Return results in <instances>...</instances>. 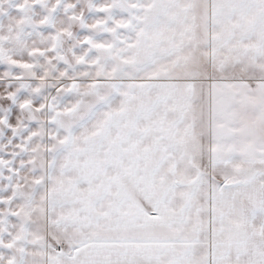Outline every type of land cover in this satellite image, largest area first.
Listing matches in <instances>:
<instances>
[{
    "label": "snow or ice",
    "instance_id": "1",
    "mask_svg": "<svg viewBox=\"0 0 264 264\" xmlns=\"http://www.w3.org/2000/svg\"><path fill=\"white\" fill-rule=\"evenodd\" d=\"M0 264H264V0H0Z\"/></svg>",
    "mask_w": 264,
    "mask_h": 264
}]
</instances>
